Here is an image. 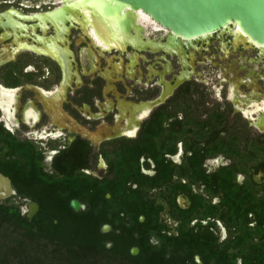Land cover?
Returning a JSON list of instances; mask_svg holds the SVG:
<instances>
[{
    "label": "flooded vegetation",
    "instance_id": "af4514ba",
    "mask_svg": "<svg viewBox=\"0 0 264 264\" xmlns=\"http://www.w3.org/2000/svg\"><path fill=\"white\" fill-rule=\"evenodd\" d=\"M64 7L0 0V205L31 222L39 172L65 198L81 187L69 207L104 214L103 234L137 219L180 264H264V48L139 21L110 42Z\"/></svg>",
    "mask_w": 264,
    "mask_h": 264
},
{
    "label": "trees",
    "instance_id": "16d2710c",
    "mask_svg": "<svg viewBox=\"0 0 264 264\" xmlns=\"http://www.w3.org/2000/svg\"><path fill=\"white\" fill-rule=\"evenodd\" d=\"M6 175L18 189L17 172L7 170ZM39 176V172L32 173L24 182L28 192L39 188L32 199L40 210L31 222L17 208L0 205V264H180L150 248L145 222L134 219L131 229L103 234L100 227L108 222L104 214L95 210L77 214L69 207L68 199L79 198L81 187L76 185L65 198L66 188L58 193L50 184L41 186ZM90 198L98 200L102 194L95 191ZM134 247L136 255L130 252Z\"/></svg>",
    "mask_w": 264,
    "mask_h": 264
},
{
    "label": "water",
    "instance_id": "95a60500",
    "mask_svg": "<svg viewBox=\"0 0 264 264\" xmlns=\"http://www.w3.org/2000/svg\"><path fill=\"white\" fill-rule=\"evenodd\" d=\"M74 6L92 8L91 20L99 22L101 28L107 27L110 37L130 36L135 15L140 12L165 31L170 40H199L233 30L236 25L240 35L248 39L247 45L264 48V0H78L65 4L63 10L71 13L76 10ZM0 192L11 194L10 182L2 176ZM137 252L133 249L131 254Z\"/></svg>",
    "mask_w": 264,
    "mask_h": 264
},
{
    "label": "bare ground",
    "instance_id": "6f19581e",
    "mask_svg": "<svg viewBox=\"0 0 264 264\" xmlns=\"http://www.w3.org/2000/svg\"><path fill=\"white\" fill-rule=\"evenodd\" d=\"M60 1V3H62V4H71V3H77L78 2V0H59ZM72 8H76V10L75 11H72L71 12V16H76V14H79V15H81L82 16V18H83V20L85 21V24L86 25H92V27H90L91 29H92V31H91V33L92 34H94L93 36H96V37H98L97 36V34H95V33H97L98 32V28L96 27L97 25L93 22L94 20H91V17L92 16H90V13H91V9L92 8H89V7H86V8H79V7H77V6H74V7H72ZM138 21L139 22H142V23H144L145 25H147V26H149V25H152V26H154V27H158L155 23H153L147 16H145V15H143V14H141L140 12H138L136 15H135V20H134V28H133V30H135L137 33H138V30L139 29H141L137 24H138ZM159 28V27H158ZM234 28H235V31H236V33H237V35L240 37V39L241 40H243V41H248V39L247 38H245V37H243V36H241L240 35V31H239V29H238V27L236 26V25H234ZM101 31H104V32H101V34H100V36L102 37V38H104V40H108V41H110V42H113V41H115L114 39L117 37L115 34H113V35H111V37L110 36H108L107 35V33H106V31H108V28L107 27H105V28H102L101 29ZM239 31V32H238ZM90 35V34H89ZM99 42H101V41H99ZM117 42V41H116ZM102 43V42H101ZM252 44H254V43H252ZM105 45V44H104ZM258 46V45H257ZM5 195V194H4ZM34 207V206H33Z\"/></svg>",
    "mask_w": 264,
    "mask_h": 264
},
{
    "label": "clouds",
    "instance_id": "9594fccd",
    "mask_svg": "<svg viewBox=\"0 0 264 264\" xmlns=\"http://www.w3.org/2000/svg\"><path fill=\"white\" fill-rule=\"evenodd\" d=\"M129 136L133 135V133H128Z\"/></svg>",
    "mask_w": 264,
    "mask_h": 264
}]
</instances>
